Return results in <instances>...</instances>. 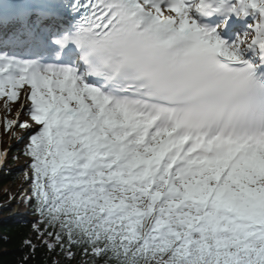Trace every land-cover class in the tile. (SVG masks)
<instances>
[{
  "label": "snow or ice",
  "instance_id": "1",
  "mask_svg": "<svg viewBox=\"0 0 264 264\" xmlns=\"http://www.w3.org/2000/svg\"><path fill=\"white\" fill-rule=\"evenodd\" d=\"M0 99L25 260L264 264V0H3Z\"/></svg>",
  "mask_w": 264,
  "mask_h": 264
},
{
  "label": "trees",
  "instance_id": "2",
  "mask_svg": "<svg viewBox=\"0 0 264 264\" xmlns=\"http://www.w3.org/2000/svg\"><path fill=\"white\" fill-rule=\"evenodd\" d=\"M23 149L18 150L20 154H22ZM18 151L9 149L0 168V203L9 198V194L3 191V187L7 184L18 183L19 175L12 169L16 164ZM25 157L29 162L30 158ZM22 204L27 209L25 215L5 216L12 205L7 204L0 207V264H52L53 259L58 260L60 264H80L81 258L79 256L74 260H69L56 253H49L43 247H37L34 259H24L28 255L29 249L23 247L22 242L33 236L31 222L35 217L30 206L23 202ZM33 242L36 241L33 240Z\"/></svg>",
  "mask_w": 264,
  "mask_h": 264
},
{
  "label": "rangeland",
  "instance_id": "3",
  "mask_svg": "<svg viewBox=\"0 0 264 264\" xmlns=\"http://www.w3.org/2000/svg\"><path fill=\"white\" fill-rule=\"evenodd\" d=\"M18 105H11L12 111L10 113H6L4 107H3V100L0 99V152H4L6 149H14V150H21L27 141L28 133H23L21 129L18 127L15 128L16 135H12L11 131H5L3 126V119L5 115L8 116L9 119L15 118L14 113L16 111V108ZM20 120H27L28 117L21 115L19 117ZM24 135V139L18 141V137L20 135ZM18 151L16 164L12 167L16 171V173L19 175V180L17 184H7L3 187V191L9 194V198L3 202L0 203V207L3 205L11 204L12 207L9 209L8 213L5 216H11L16 214H26L27 210L23 206L20 197L22 193H26L29 186L28 182L24 180L25 172H29L30 169H28V159L22 154H20Z\"/></svg>",
  "mask_w": 264,
  "mask_h": 264
}]
</instances>
